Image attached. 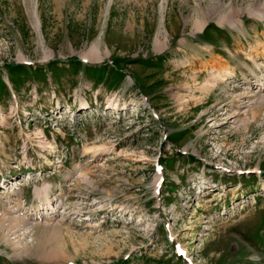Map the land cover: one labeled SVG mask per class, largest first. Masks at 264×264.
Here are the masks:
<instances>
[{
    "label": "rangeland",
    "instance_id": "obj_1",
    "mask_svg": "<svg viewBox=\"0 0 264 264\" xmlns=\"http://www.w3.org/2000/svg\"><path fill=\"white\" fill-rule=\"evenodd\" d=\"M258 82L264 0H0V264H264Z\"/></svg>",
    "mask_w": 264,
    "mask_h": 264
},
{
    "label": "bare ground",
    "instance_id": "obj_2",
    "mask_svg": "<svg viewBox=\"0 0 264 264\" xmlns=\"http://www.w3.org/2000/svg\"><path fill=\"white\" fill-rule=\"evenodd\" d=\"M260 81H261V80H260ZM259 84H260V89H261V88H264V85H263L264 82H262V83H259V82H258V85H259ZM261 90H262V89H261ZM257 92H260V90L257 91ZM255 94H258V93H255ZM4 188H5V187H4ZM2 219H3V218H2ZM54 236H55V235H54ZM46 243H47V242H46ZM45 246H46V245H45ZM49 246H50V245H49ZM47 247H48V245H47Z\"/></svg>",
    "mask_w": 264,
    "mask_h": 264
},
{
    "label": "trees",
    "instance_id": "obj_3",
    "mask_svg": "<svg viewBox=\"0 0 264 264\" xmlns=\"http://www.w3.org/2000/svg\"><path fill=\"white\" fill-rule=\"evenodd\" d=\"M74 62L80 63L81 61H80V59L77 57V58H74V61H72V63H74Z\"/></svg>",
    "mask_w": 264,
    "mask_h": 264
}]
</instances>
